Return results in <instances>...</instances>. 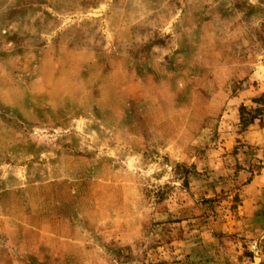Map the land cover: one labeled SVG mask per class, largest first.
I'll list each match as a JSON object with an SVG mask.
<instances>
[{
    "label": "rangeland",
    "instance_id": "374dc122",
    "mask_svg": "<svg viewBox=\"0 0 264 264\" xmlns=\"http://www.w3.org/2000/svg\"><path fill=\"white\" fill-rule=\"evenodd\" d=\"M263 169L264 0H0V264H264Z\"/></svg>",
    "mask_w": 264,
    "mask_h": 264
},
{
    "label": "crops",
    "instance_id": "0c3cea01",
    "mask_svg": "<svg viewBox=\"0 0 264 264\" xmlns=\"http://www.w3.org/2000/svg\"><path fill=\"white\" fill-rule=\"evenodd\" d=\"M263 178H264V169L262 170L260 176L255 177L251 181L248 189H255V190H257L256 187L259 186L260 181H262ZM260 190H262V188H260ZM28 237L26 238V236H25V256L22 257V261H23L22 264H56V258L57 257H55L56 255H53L55 253H51V254L48 253V257H46L43 254L44 250H40L38 248L39 245H36V244H31V245L30 244H26V242H32V241L35 242V241H38L39 238H36V239H33L32 240L30 237L29 238ZM26 246H29V250L26 249ZM30 247H32V248H30ZM39 252H42V253H39Z\"/></svg>",
    "mask_w": 264,
    "mask_h": 264
},
{
    "label": "trees",
    "instance_id": "16d2710c",
    "mask_svg": "<svg viewBox=\"0 0 264 264\" xmlns=\"http://www.w3.org/2000/svg\"><path fill=\"white\" fill-rule=\"evenodd\" d=\"M241 111H244V108L241 110ZM241 119H242V113H241ZM253 121L250 122V124H252Z\"/></svg>",
    "mask_w": 264,
    "mask_h": 264
}]
</instances>
